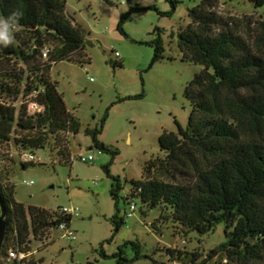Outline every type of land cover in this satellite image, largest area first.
<instances>
[{
	"label": "trees",
	"instance_id": "trees-1",
	"mask_svg": "<svg viewBox=\"0 0 264 264\" xmlns=\"http://www.w3.org/2000/svg\"><path fill=\"white\" fill-rule=\"evenodd\" d=\"M170 11L135 5L120 16L117 31L127 37L123 25L135 13L154 11L171 16L178 2L165 0ZM253 9H264V0H238ZM218 0H202L189 11L193 22L178 35L181 60L202 66L187 84L184 95L191 110L185 128L163 132L158 145L163 156L149 161L143 177L131 181L128 199L138 198L149 209H160L151 227L158 233L160 224L171 223L184 237L189 233L205 236L224 225L226 241L208 252L215 264H264V11L253 35L252 44L229 29L213 33L221 21L213 11ZM66 0H0V24L9 42L0 43L1 61L20 66L0 76V146L13 142L23 151L53 146L62 163L67 137L80 131V123L67 111L49 71L59 62L82 64L85 34L66 13ZM162 31L155 28L151 65L163 59ZM47 50L46 58L43 52ZM121 67V64H114ZM22 96L17 110L13 106ZM32 96L31 99H27ZM43 108L30 115L28 104ZM105 118L98 128L85 129L93 147L108 149L99 141ZM25 169V165H21ZM115 180L110 196L116 210L114 233L124 225L119 216ZM170 210L168 213L167 211ZM6 233L0 250V264H36L33 261L7 260L10 247L27 255L30 236L41 238L71 217L25 207L14 199V187L0 176V213ZM157 225V226H156ZM135 260L138 244H131ZM126 246V244L124 245ZM173 261L195 264L196 252L166 251ZM116 264H126L121 257ZM102 258L107 256L101 252Z\"/></svg>",
	"mask_w": 264,
	"mask_h": 264
},
{
	"label": "rangeland",
	"instance_id": "rangeland-1",
	"mask_svg": "<svg viewBox=\"0 0 264 264\" xmlns=\"http://www.w3.org/2000/svg\"><path fill=\"white\" fill-rule=\"evenodd\" d=\"M175 1L178 5L169 17L154 11L132 14L123 25L127 36L124 37L117 31V25L129 8L138 5L168 12L170 4L165 0H66V13L83 30L86 40L82 64L62 61L49 71L67 111L81 125L77 134L67 137L65 154L70 163H62L58 151L50 145L43 150L26 151L36 160L23 164L20 161L23 150L11 142L0 146V176L14 187L15 201L25 207L57 214L63 208L74 209L69 227L75 240L62 238L57 227L41 238L30 236L26 262L116 264L119 250L128 261L126 264L189 261V257L184 262L173 261L166 253L171 250L194 251L198 253L195 264H203L209 251L225 243L222 224L205 236L191 232L184 237L171 223L160 224L157 233L151 225L159 217L160 209H149L138 198L126 199L129 183L143 177L149 161L163 156L158 145L160 135L176 133L175 123L182 128L187 125L191 106L184 91L202 70L200 65L183 62L177 48L178 35L193 22L189 11L202 0ZM263 11L238 0H218L213 13L221 25L214 27L213 33L229 29L252 44ZM155 28L162 31L164 57L151 65L153 48L147 43L154 39ZM9 39L0 24V43L6 44ZM115 63L121 67L113 66ZM20 69L12 62L1 61L0 76ZM21 102L20 95L13 104L16 110ZM27 111L35 112L31 101ZM104 118L99 141L108 152L94 148L85 134V129L98 128ZM88 156L93 158L91 162L80 161ZM115 180L121 186L119 216L125 220L117 233L111 220L116 210L110 196ZM132 203L134 212L129 211ZM133 243L139 245L137 260ZM9 251L15 252V247ZM101 252L107 258H102ZM219 260L218 257L205 264Z\"/></svg>",
	"mask_w": 264,
	"mask_h": 264
},
{
	"label": "built area",
	"instance_id": "built-area-1",
	"mask_svg": "<svg viewBox=\"0 0 264 264\" xmlns=\"http://www.w3.org/2000/svg\"><path fill=\"white\" fill-rule=\"evenodd\" d=\"M46 54H47V50H44L43 52V58L45 59L46 58ZM114 56L115 57H118V54L117 53H114ZM33 105V108L35 109V112H33L32 114L30 115H33V114H39L43 111V108L38 106L37 104L35 103H32ZM28 112V111H27ZM35 156L31 153H28L26 151H23L20 155V161L23 163V164H33L35 162ZM93 160V158L91 156H88L87 158H81L80 161L82 163H87V162H91ZM135 210V206L134 204H130L129 206V211L130 212H134ZM60 214L63 215V216H67V217H71L73 215H75V210L72 209V208H63L60 210ZM57 230L59 232L62 233V238H65L66 240H69V241H74L75 240V236H74V233L70 230V227H69V224L63 222V223H60L58 226H57ZM25 254H22V253H19L17 251H9L8 252V257H7V260H22L25 258Z\"/></svg>",
	"mask_w": 264,
	"mask_h": 264
},
{
	"label": "water",
	"instance_id": "water-1",
	"mask_svg": "<svg viewBox=\"0 0 264 264\" xmlns=\"http://www.w3.org/2000/svg\"><path fill=\"white\" fill-rule=\"evenodd\" d=\"M5 233H6V223L4 220V214L1 211L0 213V250L3 244Z\"/></svg>",
	"mask_w": 264,
	"mask_h": 264
}]
</instances>
